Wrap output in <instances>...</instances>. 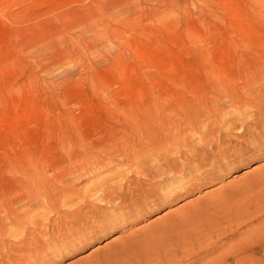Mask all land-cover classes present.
<instances>
[{
  "label": "rangeland",
  "instance_id": "374dc122",
  "mask_svg": "<svg viewBox=\"0 0 264 264\" xmlns=\"http://www.w3.org/2000/svg\"><path fill=\"white\" fill-rule=\"evenodd\" d=\"M54 1L0 0V203L48 190L52 197L40 209L22 203L15 217L0 214V264H214L224 256L236 264L245 250L263 257L264 91L256 87L244 112L227 107L224 92L233 96L264 71V0H175L173 11L163 0L160 21L97 43L72 38L41 12ZM106 126L139 159L105 184L116 186H107L110 203L99 199L94 170L62 177L101 147Z\"/></svg>",
  "mask_w": 264,
  "mask_h": 264
},
{
  "label": "bare ground",
  "instance_id": "6f19581e",
  "mask_svg": "<svg viewBox=\"0 0 264 264\" xmlns=\"http://www.w3.org/2000/svg\"><path fill=\"white\" fill-rule=\"evenodd\" d=\"M70 1H77V0H55L54 1V5H51V6H49V7H47V8H44L43 10H41V12L42 13H45V14H52L53 15V19L57 22V23H59V24H61L62 26H58V27H64L63 29H61V30H72V31H66V33L67 32H69L70 34V36L72 37V38H83V39H85V38H89L90 40H92V41H94V43L96 42H99V41H101V42H105V41H107V42H110L111 41V39H113V38H121V36L123 35V34H125V31L123 30V28H121V27H130L131 26V28H132V26H134V28H135V26H141L142 28H143V26H145V27H147V26H150V25H152L153 23H155V22H157V21H160V16H161V14H162V12H163V9H162V6H163V3H162V1L163 0H93L89 5H86L87 3H89L88 1H86L87 3L85 4L86 6H84V5H82L81 3H82V1H84V0H81L80 2H78V6H77V8L75 7V9H69V10H64V11H62V12H58V13H54V6H60V7H62V6H64V5H68L69 3H70ZM25 2H26V0L25 1H23L22 0V4L24 3L25 4ZM168 5H169V11H173V9H174V7H175V4H176V2H175V0H166L165 1ZM161 3H162V6H161ZM73 7V6H72ZM71 7V8H72ZM59 28V29H60ZM133 28V29H134ZM140 28V27H139ZM58 29V30H59ZM130 29V28H129ZM145 29V28H144ZM127 30H128V28H127ZM136 30H137V28H136ZM142 30V29H141ZM60 32V31H59ZM126 38V37H125ZM100 42V43H101ZM105 44V43H104ZM107 44V43H106ZM102 45V44H101ZM100 45V46H101ZM89 47V46H88ZM102 47V46H101ZM258 50V49H257ZM259 52V51H258ZM106 54V53H105ZM111 55V54H110ZM248 56V55H247ZM103 57V56H102ZM118 57L117 55L116 56H110V60L109 61H111L110 62V64L112 65V66H114V62L116 61V58ZM255 57H256V55H255ZM106 59V58H105ZM259 60V59H258ZM109 61H108V63H109ZM101 64V63H100ZM110 64H108V66L110 65ZM245 67V66H244ZM256 69V68H255ZM260 69V68H259ZM258 69V70H259ZM257 70V71H258ZM255 71V70H254ZM218 72V71H217ZM250 72V71H249ZM60 74V73H59ZM247 74V73H246ZM251 74V73H250ZM248 77H249V75H248ZM56 78V77H55ZM221 84H222V82H221ZM235 84V83H234ZM256 87H259L260 89H263L262 91H264V71H258V72H253L252 73V77H250V78H248V80L247 81H245L243 84H242V86H240L239 87V89L238 90H236L235 89V91L233 92V96H230L229 95V93H228V91H230V89H228V91H225L224 92V98H230L231 99V102H232V104L231 105H228L227 107H231V109L232 108H234V109H236V110H234V112H241V111H246L247 109H248V107L249 106H253V105H255L254 103V97H255V89L257 90V88ZM154 88V87H153ZM226 89V88H225ZM96 91H97V89H94V92L96 93ZM101 91H103V90H98V94L100 93H102L101 95H102V97L105 99V100H107L109 103H111V104H113L114 106H116L117 104V102H119V104L120 103H122V102H120L121 100H119V101H117V102H115V98H113L111 95L109 96V94L111 93H107V92H101ZM152 91V90H151ZM233 91V90H232ZM243 92V93H245V96L244 97H242L243 96V93H242V96H241V93L240 92ZM257 92V91H256ZM113 93V92H112ZM240 95H239V94ZM254 93V94H253ZM156 94V93H155ZM211 94V93H210ZM258 94V93H257ZM262 94H264V92L262 93ZM261 93H260V95H262ZM115 95V94H114ZM152 95V94H151ZM156 96V95H155ZM211 96H212V94H211ZM259 96V95H258ZM258 96H256V97H258ZM116 97V96H115ZM153 97V96H152ZM151 97V98H152ZM158 97V96H157ZM213 97V96H212ZM218 97V96H217ZM255 97V98H256ZM264 97V96H263ZM118 98V97H117ZM144 98V97H143ZM259 99V98H258ZM104 100V101H105ZM117 100V99H116ZM204 100V99H203ZM216 100H218V99H216ZM229 100V99H228ZM260 100V99H259ZM139 101V100H138ZM145 102V101H144ZM158 102V101H157ZM193 102V101H192ZM254 102V103H253ZM261 103V105H262V102L261 101H258V103ZM124 103V102H123ZM226 103V102H225ZM257 103V104H258ZM119 104H118V106H119ZM125 104V103H124ZM138 104H140V103H138ZM205 104V103H204ZM256 104V105H257ZM144 105V104H143ZM158 105V104H157ZM190 105V104H189ZM205 105H207V104H205ZM226 105V104H225ZM259 105V104H258ZM257 105V106H258ZM261 105H260V107H261ZM131 106H133V105H131ZM208 107H204V109L206 108L207 109V113L208 114H210V115H212L213 113H214V106L213 105H207ZM257 106H255V107H257ZM123 107H125L126 109H127V105H124ZM143 107V106H142ZM151 107H153V106H151ZM150 107V108H151ZM174 107V106H173ZM172 107V108H173ZM217 107V106H216ZM219 107V106H218ZM224 107V106H223ZM237 107H239L240 109H237ZM259 107V108H260ZM118 108H120V107H118ZM122 108V107H121ZM178 108V107H177ZM181 108V107H180ZM183 108V107H182ZM262 109H263V107H261ZM171 109V108H170ZM175 109V108H174ZM186 109H188L187 107H186ZM223 109H226V108H223ZM257 109H258V107H257ZM137 110V109H136ZM183 110V109H182ZM216 110V109H215ZM233 110V109H232ZM251 110V109H250ZM140 111V110H139ZM184 111H185V109H184ZM203 111V110H202ZM225 111V110H224ZM231 111V110H230ZM230 111H229V113H230ZM260 111V110H259ZM153 112V111H152ZM165 112V111H164ZM172 112V111H171ZM179 112V111H178ZM204 112V111H203ZM226 112V111H225ZM262 112V111H261ZM127 113V112H126ZM181 113V112H180ZM187 112H185L184 114H186ZM189 113V112H188ZM196 113V112H195ZM195 113H192V114H195ZM206 113V112H205ZM217 113V112H216ZM229 113H227V114H229ZM263 113H264V111H263ZM262 113V114H263ZM153 114V113H152ZM184 114H180L182 117H183V115ZM234 114V113H233ZM240 114H242V113H240ZM153 115H156V114H153ZM178 115V114H177ZM189 115V114H188ZM198 115V114H197ZM196 115V116H197ZM199 115H201V114H199ZM230 115V114H229ZM231 115H232V113H231ZM230 115V116H231ZM237 115V114H236ZM246 115V114H245ZM180 116V117H181ZM193 116V115H192ZM196 116H194V118L193 117H191V118H193V119H195V117ZM205 116V115H204ZM209 116V115H208ZM215 117H217L216 116V114L214 115ZM218 116H220L219 114H218ZM233 116V115H232ZM153 117V116H152ZM159 117V116H158ZM177 117H179V116H177ZM188 117V116H187ZM222 116H220V118H221ZM168 118V117H167ZM202 117L200 116V119H201ZM213 118V117H212ZM218 118V117H217ZM215 119V120H217V121H220V120H218V119ZM255 118V117H254ZM157 119V118H156ZM160 119V118H159ZM163 119V118H162ZM187 119V118H186ZM189 120H190V118H188ZM200 119H199V121H200ZM210 119V118H209ZM208 119V120H209ZM230 119H233V118H231L230 117ZM229 119V120H230ZM135 120H136V118H135ZM152 120V119H151ZM171 120V119H170ZM170 120H169V123L168 124H171L170 123ZM192 120V119H191ZM190 120V121H191ZM196 120V119H195ZM202 120V119H201ZM207 120V121H208ZM227 120V119H226ZM257 120H258V118H257ZM256 120V121H257ZM154 121V120H153ZM174 121V120H173ZM173 121H171V122H173ZM190 121H188V122H190ZM194 121V120H193ZM206 121V120H205ZM210 121H212V119L210 120ZM223 121V120H222ZM231 121V120H230ZM159 122V121H158ZM167 122V121H166ZM177 122V121H176ZM181 122V121H180ZM180 122H178V123H180ZM186 122V121H185ZM200 122H204V121H200ZM214 122H216V121H214ZM221 122V121H220ZM224 122V121H223ZM227 122H229L228 120L226 121V123ZM232 122V121H231ZM245 122V121H244ZM251 122H253V121H251ZM259 122V121H258ZM264 122V121H263ZM120 123H121V121H120ZM153 123V122H152ZM191 123H192V121H191ZM190 123V124H191ZM236 123V122H235ZM239 123V122H238ZM145 124H146V121H145ZM148 124V123H147ZM155 124H156V122H155ZM167 124V125H168ZM173 124H175V123H173ZM181 124V123H180ZM193 124H196V122L194 121V123ZM127 125V124H126ZM154 125V124H153ZM163 125V124H162ZM179 125V124H178ZM184 125V124H183ZM209 125V124H208ZM237 125V124H236ZM159 126V125H158ZM177 126V125H176ZM185 126H187V124H185ZM258 126H260V125H258ZM261 126H262V124H261ZM264 126V125H263ZM107 127V129H106V133H108L107 135H108V137L105 139V140H103L102 142H100L99 143V145H101V147L99 148V146L96 144H94V146H93V149H96V148H98L97 150H96V152L95 153H86L85 154V159H83L82 161L83 162H81L80 164H78V165H76V167H73V168H70L69 170H68V174H66V176L64 175H62V173L65 171H63L62 173H61V175H62V177H63V180L64 179H66L67 180V178L69 177V175H77V174H81V177H83V176H85V175H92V173H96V175H97V178L99 179L98 180V182H96L95 184L96 185H98V190L95 188L94 190H97V192H101L100 193V195H99V199H100V201H105L106 203H110V202H112V195L108 192V190H107V188L109 187L108 185V187L105 185L106 183H107V181L110 179H112L113 178V180H114V178L116 177V173L114 172L116 169H120V167H122L123 165H127V164H130L132 161H134V160H139L137 157H136V159H134L135 158V156H137L136 154H135V152H134V149H132L131 148V150H129L128 151V149L129 148H127L128 147V145L130 144V143H127V138H120V137H117L118 135L116 134V132H114V131H112V128H111V126H106ZM124 127H125V125H124ZM146 127V126H145ZM156 127V126H155ZM180 127H181V125H180ZM191 127V125L190 126H188V128H190ZM194 127V126H193ZM197 127V126H196ZM135 128H137V126L135 127ZM149 128V127H148ZM165 128H166V131H167V128H169V127H166L165 126ZM182 128V127H181ZM125 129H127V128H125ZM147 129V128H146ZM145 129V130H146ZM171 129V128H170ZM172 129H173V134H174V127L172 126ZM176 129L178 130V126L176 127ZM184 129V128H183ZM194 129V128H193ZM200 129V128H199ZM198 129V130H199ZM205 129H207V128H205ZM121 130V129H120ZM140 130V129H139ZM148 130V129H147ZM149 130H150V128H149ZM162 130V129H161ZM262 130H263V128H262ZM261 130V131H262ZM123 131V130H122ZM166 131H163V132H166ZM172 131V130H171ZM180 131V130H179ZM178 131V132H179ZM194 131V130H193ZM210 131H212V130H210ZM144 132V131H143ZM160 132V131H159ZM162 132V131H161ZM160 132V133H161ZM176 132V131H175ZM151 133V132H150ZM153 133V132H152ZM204 133V132H203ZM145 134H146V132L145 133H143V135L145 136ZM167 134H168V131H167ZM179 134V133H178ZM186 134V133H185ZM76 135V134H75ZM106 135V134H105ZM149 135V134H148ZM127 136V135H126ZM159 136H161L160 134H159ZM159 136H157V138L159 137ZM169 136L171 137L172 135H170L169 134ZM60 137H63V139L62 140H64V142H66V141H68V140H71V141H74V142H78V140H79V137H77L76 138V136H71V135H68V134H64L63 133V135H60ZM128 137V136H127ZM130 137V136H129ZM128 137V138H129ZM150 137V136H149ZM176 138L178 137V135L177 136H175ZM105 138V137H104ZM173 139H174V137H172ZM171 138V139H172ZM180 138V137H179ZM179 138H178V142H180L179 141ZM122 139V140H121ZM156 139V138H155ZM101 140V139H100ZM154 140V139H153ZM161 140H163V139H161ZM165 140V139H164ZM176 140V139H175ZM156 142H157V140H155ZM160 141V140H159ZM157 142V143H160V142ZM170 141V140H169ZM190 141V140H189ZM104 142H105V144H104ZM138 142V141H137ZM150 141H148V143H149ZM172 142H173V140H172ZM177 142V143H178ZM156 143V144H157ZM165 143V142H164ZM169 143V142H168ZM176 142H175V144H177ZM162 144V143H161ZM170 144H171V142H170ZM153 145V144H152ZM162 145H164V144H162ZM172 145H173V143H172ZM131 146V145H130ZM144 146V145H143ZM154 146V145H153ZM160 146V145H159ZM132 147V146H131ZM212 147V146H211ZM215 147V146H214ZM217 148V147H216ZM146 149V148H145ZM148 149V148H147ZM152 149V148H151ZM154 149H156V147H154ZM137 150V149H136ZM140 150H143V148L142 149H140ZM217 150V149H216ZM139 151V150H138ZM155 151V150H154ZM199 151V150H198ZM89 152V151H88ZM145 152V151H144ZM138 153V152H137ZM90 154V155H89ZM167 154V153H166ZM140 155L142 156V154L140 153V151H139V155H138V157H140ZM146 155V154H145ZM90 156V157H89ZM120 158L121 160H119L118 162H116L115 160H116V158ZM144 157V156H143ZM198 158V157H197ZM134 159V160H133ZM146 159V158H145ZM71 160V159H70ZM76 161V160H75ZM81 161V160H80ZM138 162V161H137ZM142 162V161H141ZM71 163V162H70ZM79 163V162H78ZM132 163H134V162H132ZM173 163V162H172ZM163 164V163H162ZM174 164V163H173ZM131 165V164H130ZM140 166V165H139ZM171 166V165H170ZM40 167V166H39ZM38 167V168H39ZM127 167V166H126ZM132 167H133V165H132ZM167 167V166H166ZM163 168H164V166H163ZM67 169V168H66ZM136 169V168H135ZM38 170H40V169H38ZM92 170H94V172H92L91 173V171ZM164 170H166V169H164ZM169 170V169H168ZM129 171V170H128ZM158 171V170H157ZM91 174H90V173ZM93 174V175H94ZM120 174V173H119ZM121 174H123V173H121ZM120 174V175H121ZM45 175V174H44ZM43 175V176H44ZM57 175H58V173H57ZM130 175V174H129ZM41 176V175H40ZM43 176H42V178H43ZM95 176V175H94ZM125 176H127V175H125ZM74 177V176H73ZM86 177V176H85ZM61 178V177H60ZM72 178V177H71ZM150 178H152V177H150ZM92 179V178H91ZM62 180V181H63ZM44 182H46L45 180H44ZM64 182V181H63ZM126 184V183H125ZM153 184V183H152ZM70 185V184H69ZM45 186V185H44ZM55 186V185H54ZM100 186H102V187H100ZM46 187V186H45ZM48 187V186H47ZM47 187H46V190H47ZM114 187H116V186H114V185H112L111 183H110V187L109 188H114ZM37 188H38V186H37ZM57 188V187H56ZM56 188H55V190H56ZM75 188V187H74ZM108 188V189H109ZM137 188V187H136ZM59 189V188H58ZM120 189H121V187H120ZM28 190V189H27ZM53 190H54V188H53ZM54 190V191H55ZM61 191L63 192V193H71L72 192V189L71 188H68V187H65V186H62L61 187ZM128 190H126V192H127ZM50 190H48V191H43V192H39V194L37 195V194H35V193H33V195H29V196H26V195H18V199H16V201H10V202H6V204H3V203H0V214L3 212L4 213V215H10V214H12V216L15 214V207H14V205L15 204H24L25 203V205L27 204V205H29L30 206V203L31 202H33V203H35V205L36 206H38V207H35V209L34 210H36V208H38V209H40V207H42V204H41V199L43 200V197L45 198V200H47L48 201V203L49 202H51L52 200H51V194H50ZM126 192H125V194H126ZM131 192V191H130ZM21 193V192H20ZM123 193V192H122ZM129 193V192H128ZM88 194V193H87ZM109 194V195H108ZM43 195V196H42ZM60 195V194H59ZM26 196V197H25ZM71 196H73V195H71ZM58 197V196H57ZM65 197H67V196H65ZM65 197H64V199H65ZM70 197V196H69ZM69 197H67L66 199H68ZM115 197V196H114ZM118 197V196H117ZM127 197V196H126ZM98 198V197H97ZM56 199V198H55ZM63 199V198H62ZM86 199V198H85ZM98 199V200H99ZM116 199V198H115ZM122 199V198H121ZM129 199V198H128ZM2 201V200H1ZM5 201V200H4ZM99 201V202H100ZM115 201V200H114ZM64 202H66V201H64ZM117 202V201H116ZM32 203V204H33ZM67 203H68V201H67ZM41 204V205H40ZM58 204V203H57ZM28 206V207H29ZM40 206V207H39ZM12 207H14V208H12ZM32 207H34V206H32ZM102 207V206H101ZM43 208V207H42ZM9 209H11L10 211L11 212H8L9 211ZM37 209V210H38ZM17 211V210H16ZM42 211V210H41ZM36 213V212H35ZM34 213H32V215H33ZM2 216H3V214H1ZM1 215H0V217H1ZM18 215V214H17ZM16 215V216H17ZM26 216H27V214H25ZM11 216V215H10ZM10 216L8 217V219H10L11 220V222H13L12 220H14V222H16L17 221V218L16 219H14L13 217H11L10 218ZM29 216H30V214H29ZM14 217H15V215H14ZM23 217H25L24 215L22 216V214L21 215H18V218H19V220H24L25 218H23ZM2 218V217H1ZM0 218V219H1ZM4 218V217H3ZM32 218V217H31ZM80 218V217H79ZM76 219V218H75ZM2 220H4V219H2ZM80 220V219H79ZM36 221V220H35ZM37 222H39V220L37 221ZM9 223V222H8ZM13 224V223H12ZM11 224V225H12ZM5 225V224H4ZM4 225H3V227H4ZM9 225V224H8ZM34 225V224H33ZM2 226V225H1ZM61 226V225H60ZM6 227V226H5ZM62 227V226H61ZM28 228V227H27ZM34 228V227H33ZM43 231V230H42ZM0 233H1V231H0ZM50 233V232H49ZM3 235V234H2ZM58 235V234H57ZM53 236V235H52ZM55 237V236H54ZM54 237H52V238H54ZM3 238V237H2ZM51 238V239H52ZM3 240V239H2ZM54 241V240H53ZM45 244V243H44ZM47 245V244H46ZM21 250V249H20ZM236 251H234V253H235ZM240 252V251H239ZM236 253H238V252H236ZM240 253H244L243 255H241V257H239V259L237 260V263L236 264H254L255 262H259V263H263L264 264V253H263V257H255L254 256V254H255V251H253V250H245V251H242V252H240ZM235 255V254H234ZM236 256V255H235ZM222 257V256H221ZM225 257V260L223 261V262H221L220 260H215L214 261V264L215 263H218V264H227V258H226V256H224ZM223 258V257H222ZM222 260V259H221ZM211 264V263H210Z\"/></svg>",
  "mask_w": 264,
  "mask_h": 264
}]
</instances>
